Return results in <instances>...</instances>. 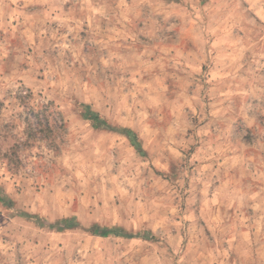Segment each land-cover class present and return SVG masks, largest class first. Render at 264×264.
Returning a JSON list of instances; mask_svg holds the SVG:
<instances>
[{"label":"rangeland","instance_id":"374dc122","mask_svg":"<svg viewBox=\"0 0 264 264\" xmlns=\"http://www.w3.org/2000/svg\"><path fill=\"white\" fill-rule=\"evenodd\" d=\"M0 264H264V0H0Z\"/></svg>","mask_w":264,"mask_h":264},{"label":"trees","instance_id":"16d2710c","mask_svg":"<svg viewBox=\"0 0 264 264\" xmlns=\"http://www.w3.org/2000/svg\"><path fill=\"white\" fill-rule=\"evenodd\" d=\"M86 120H89L91 123H92V126L94 128H99L101 126H104V122L100 120L99 116L96 114V113H89L86 117H85ZM65 226L67 228H71L73 227V225L71 223H68V224H65ZM101 236L102 237H106L107 236V233L105 232H102L101 233Z\"/></svg>","mask_w":264,"mask_h":264}]
</instances>
